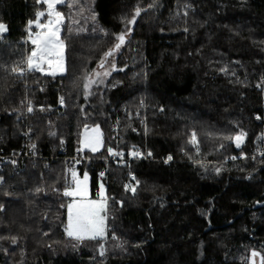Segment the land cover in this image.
Returning a JSON list of instances; mask_svg holds the SVG:
<instances>
[{
    "label": "trees",
    "instance_id": "trees-1",
    "mask_svg": "<svg viewBox=\"0 0 264 264\" xmlns=\"http://www.w3.org/2000/svg\"><path fill=\"white\" fill-rule=\"evenodd\" d=\"M0 5V152L17 153L27 126L46 156L17 173L5 164L0 264H249L253 251L264 254V0L73 2L59 7L64 72L54 75L22 63L32 49L22 43L28 21L44 3ZM120 34L114 70L88 82ZM115 118L120 147L178 159L109 163L104 177L103 161L61 157L92 125L102 149L85 151L105 154ZM74 171L88 172L92 191L105 184V236L77 240L65 231Z\"/></svg>",
    "mask_w": 264,
    "mask_h": 264
},
{
    "label": "snow or ice",
    "instance_id": "snow-or-ice-1",
    "mask_svg": "<svg viewBox=\"0 0 264 264\" xmlns=\"http://www.w3.org/2000/svg\"><path fill=\"white\" fill-rule=\"evenodd\" d=\"M47 3V16L48 20L46 24H41L40 19L45 15L44 12H36L35 13V27L41 29V31L36 32L33 37L31 33V28L33 26L34 21H28L29 28V39L31 43L35 46L31 54L27 56L26 61H22V63L26 62L27 70H38L40 72H44L43 68L44 64H47L51 74H55L57 71H63V53H64V41L60 39V25L63 22V16L60 12L55 11V5L58 3H64L65 0H37V3ZM140 14V9H136L135 15L129 23L135 21V17ZM6 25L0 23V33L6 31ZM125 35L120 34L117 36V40L119 43L115 45L116 49H119L120 45L124 42ZM107 55H111V52L106 53ZM103 66V65H101ZM13 72L23 74L25 71L24 68L16 67L12 69ZM104 75H108L107 72ZM88 87V84H85V88ZM61 102H63L61 100ZM32 109L29 108V111ZM98 135L96 138H88L85 136L84 139L81 140V144L85 148H90L91 151H97V145L101 143L99 140V129H93ZM244 134L235 137L236 143L239 146L240 143L243 142ZM193 140H195V134H193ZM110 155H119V153H113L111 148L108 149ZM131 155L139 156V152H132ZM151 155V153H149ZM171 159V157H169ZM79 163V161H77ZM219 171V170H218ZM104 173H101L103 176ZM73 179L76 183V188L74 191H65L64 195L68 196H77L81 197V200L74 201L73 204L68 205L69 210V221L68 225L65 229L67 235L69 237H74L77 240H83L85 238L96 239L97 237H102L105 231L104 226V216L101 213L104 212L105 209V198L103 185H101V191L99 193L100 201H86V181L88 179L87 174L84 175V180L81 181L77 179L76 173H72ZM129 187L128 185L125 186ZM134 191V189H133ZM103 246H101L102 248ZM101 254H103L101 252ZM260 256V264H264V254L257 253L253 251L251 253V257L253 258L252 264H255V257Z\"/></svg>",
    "mask_w": 264,
    "mask_h": 264
},
{
    "label": "built area",
    "instance_id": "built-area-1",
    "mask_svg": "<svg viewBox=\"0 0 264 264\" xmlns=\"http://www.w3.org/2000/svg\"><path fill=\"white\" fill-rule=\"evenodd\" d=\"M56 108H59L58 112L60 114L63 113V108H62V104L60 105V103L58 102L55 105ZM29 108L27 109V111H29ZM136 116H138L139 121L141 124H143V131H145V116L143 115V111L142 110H136L135 111ZM129 115H131V113H129ZM140 129L139 128H134L133 132L134 133H139ZM110 137L112 140V146H110V148L113 150V153H119V155H110L109 151L107 150V152L103 155L100 156H95L93 154L87 153L85 150H82L80 148L76 149L73 154H67L66 152H64V154L61 156L66 160H70L75 164H85L88 165L90 164V162L98 160V161H103L105 163V167H103L100 171L101 173H104V177L106 176V171H107V164L111 163L117 166H126L129 167L130 164H132L133 162H158V161H162L163 164L165 165H170L172 162H174L175 160H177L178 158L172 154V153H167L165 156H163L162 158H157L154 157L151 153V151L144 146L142 147H134V148H129V149H125L120 147V138H121V133H120V125L118 124V120L117 118H115L112 123L110 124ZM20 146L17 150V153H14L13 151L10 153H2L0 152V160L2 161L0 163V184L3 183V165H5L6 163L13 162L12 164V169L15 173L17 172H21L23 171L24 167V161L28 160V159H35L37 157L40 158H45L46 156L43 155H38L37 153H35V144L32 141V131L31 128L29 127H25L24 130H22L20 132ZM132 152H139L140 155L139 156H133L131 155ZM149 153H151V155H149ZM169 157H171V159H169ZM56 157H51L50 160L55 159ZM7 159V161H6ZM18 160L21 162L19 164ZM77 161H79V163H77ZM134 178V173L132 171H129L126 177V180L124 181L123 186L125 187L126 185L131 184V180ZM101 184H103L104 188H105V184L103 181H100ZM93 195H98V191L96 190V188L94 187L93 191H92Z\"/></svg>",
    "mask_w": 264,
    "mask_h": 264
},
{
    "label": "rangeland",
    "instance_id": "rangeland-1",
    "mask_svg": "<svg viewBox=\"0 0 264 264\" xmlns=\"http://www.w3.org/2000/svg\"><path fill=\"white\" fill-rule=\"evenodd\" d=\"M34 1H36L37 2V0H34ZM76 1H80V0H65V2L64 3H58V4H56L55 5V11H57V12H60L61 14H62V16H63V18L65 17V15H66V10H60L59 9V7H63V6H67V5H71L73 2L75 3ZM42 3H44V2H42ZM12 9H14V8H16V6L15 5H13L12 7H11ZM3 6H1L0 5V15L2 14V12H3ZM39 12H44L45 13V15L43 16V17H41V19H40V23L41 24H46L47 23V20H48V16H47V12H48V8H47V3H44V7H43V9H40L39 10ZM34 21V23H33V26H32V28H31V33H32V35H33V37L35 36V33L36 32H39V31H41V29H39V28H36L35 27V19L33 20ZM0 23H5V22H3V21H1V17H0ZM5 25V24H4ZM2 40V36H1V33H0V41ZM5 42H7V43H12V44H16V42H9V41H5ZM22 43H31V40L29 39V28H28V26H27V36H26V38L22 41ZM31 45H32V49L35 47L32 43H31ZM120 47H121V45H120ZM120 47H119V49H114L112 52H111V55H107L106 57H104V59L100 62V64L99 65H97L95 68H94V70L91 72V74H90V76H89V81L88 82H92L93 80H95V79H97V77H103V76H106V75H104V73L105 72H107L108 74L112 71V70H114V68H115V58H116V54L118 53V51L120 50ZM32 49H31V51H32ZM31 51H30V53L28 54V56L31 54ZM101 65H103V66H101ZM26 68H27V64H26ZM43 68L45 69V71H44V73H47V74H51V71L49 70V67H48V65L47 64H44L43 65ZM64 72V53H63V71H57L55 74H58V73H63ZM96 128H98L99 129V140L101 141V143H99L98 145H97V151H99V150H101L102 149V145H103V136H102V130H101V128L98 126V125H92V126H90V127H86V128H84L82 131H81V134H80V139H79V148L80 149H82V150H87V151H90V152H92L93 153V151H91V149L90 148H85V147H83L82 146V144H81V140L82 139H84L85 138V136H87L88 138H96L97 137V133L96 132H94L93 131V129H96ZM33 143L35 144V141H33ZM97 151H95V152H97ZM35 153H37L36 152V147H35ZM6 161H7V159H6ZM2 161L0 160V163H1ZM8 162H10V161H8ZM10 164H11V166H12V164H13V162H10ZM5 165H3V170H5ZM11 172L12 173H15L14 171H13V169L11 170ZM75 173H76V177H77V179H79V180H81V181H83L84 180V175H85V173L87 174V176H88V179H87V181H86V191H87V195H86V201H100V196H99V193H100V191H101V185H103V184H101L100 182H98V184H97V186H95V188H96V190L98 191V195H93L92 194V189L90 188V182H89V174H88V172H86V171H84L83 173H78L77 171H74ZM3 179H4V177H3ZM75 188H76V183H75V181H74V179H73V182H72V185H71V187H69L66 191H69V192H71V191H74L75 190ZM103 191H104V198H106V194H105V188H104V186H103ZM69 197V202H68V204H67V206H66V227H67V225H68V221H69V210H68V205L69 204H73L74 203V201H79V200H81V197L79 196V195H77V196H68ZM105 205H106V199H105ZM101 215H103L104 216V226L106 227V219H105V209H104V212L103 213H101ZM104 234H105V231H104ZM103 234V235H104ZM252 260H253V258L250 256V261H249V264H252ZM255 264H260V256H257V257H255Z\"/></svg>",
    "mask_w": 264,
    "mask_h": 264
},
{
    "label": "crops",
    "instance_id": "crops-1",
    "mask_svg": "<svg viewBox=\"0 0 264 264\" xmlns=\"http://www.w3.org/2000/svg\"><path fill=\"white\" fill-rule=\"evenodd\" d=\"M69 202V201H68ZM107 226L105 227V234H106ZM105 234L103 236H105Z\"/></svg>",
    "mask_w": 264,
    "mask_h": 264
}]
</instances>
